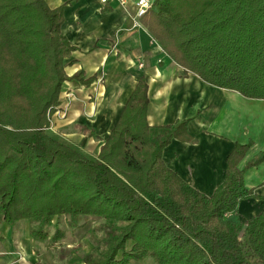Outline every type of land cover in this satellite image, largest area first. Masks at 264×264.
<instances>
[{
	"label": "trees",
	"instance_id": "1",
	"mask_svg": "<svg viewBox=\"0 0 264 264\" xmlns=\"http://www.w3.org/2000/svg\"><path fill=\"white\" fill-rule=\"evenodd\" d=\"M143 23L187 73L264 101V0H159ZM63 26V7L0 0V220L27 222L33 240L52 242L54 219H103L108 239L86 264H264V208L245 221L232 215L253 196L246 170L264 154L240 170L251 145H236L212 196L191 187L164 162L173 140L192 141L188 121L151 127L144 79L98 158L49 133L64 83L94 81L67 76L76 49Z\"/></svg>",
	"mask_w": 264,
	"mask_h": 264
},
{
	"label": "crops",
	"instance_id": "2",
	"mask_svg": "<svg viewBox=\"0 0 264 264\" xmlns=\"http://www.w3.org/2000/svg\"><path fill=\"white\" fill-rule=\"evenodd\" d=\"M45 1L51 9L64 8L62 33L76 49L66 61L67 76L94 78L89 86L81 80L64 83L61 106L49 129L53 137L98 158L144 79L151 127L188 121L192 141L185 136L173 140L164 162L191 187L212 196L225 180L227 159L236 145H251L240 170L264 154V101L209 86L187 73L137 18V0H109L107 6L98 0ZM244 182L253 196L241 200L232 214L241 221L258 216L264 208V202L255 198L264 197V162L247 169ZM24 224L28 223L12 228L0 220V264H16L19 254L30 250Z\"/></svg>",
	"mask_w": 264,
	"mask_h": 264
},
{
	"label": "rangeland",
	"instance_id": "3",
	"mask_svg": "<svg viewBox=\"0 0 264 264\" xmlns=\"http://www.w3.org/2000/svg\"><path fill=\"white\" fill-rule=\"evenodd\" d=\"M10 227L16 228L18 226L10 225ZM24 227H26V232L30 237L29 224H24ZM109 231L105 221L101 218L81 217L75 220L65 216L59 221L54 219L53 226L49 228V233L53 236L58 232L60 238L52 242H40L27 237V240L30 239L31 248L24 254H19V260L16 264H86V255L102 249L103 243L108 239ZM243 233L244 231H242L244 236ZM139 264L155 263L147 259Z\"/></svg>",
	"mask_w": 264,
	"mask_h": 264
},
{
	"label": "built area",
	"instance_id": "4",
	"mask_svg": "<svg viewBox=\"0 0 264 264\" xmlns=\"http://www.w3.org/2000/svg\"><path fill=\"white\" fill-rule=\"evenodd\" d=\"M101 5L107 6L109 0H98ZM154 0H137L136 1V16L139 19H143L148 15L150 10L154 7Z\"/></svg>",
	"mask_w": 264,
	"mask_h": 264
}]
</instances>
